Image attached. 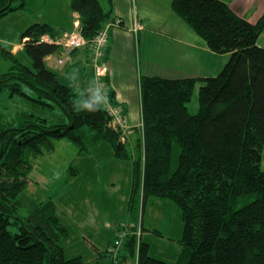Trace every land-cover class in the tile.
<instances>
[{
    "label": "trees",
    "instance_id": "obj_1",
    "mask_svg": "<svg viewBox=\"0 0 264 264\" xmlns=\"http://www.w3.org/2000/svg\"><path fill=\"white\" fill-rule=\"evenodd\" d=\"M24 7L25 0H0V17ZM69 7L88 41L109 18L98 0H69ZM171 8L211 51L229 58L216 75H142V121L133 129V145L127 132L112 124L106 108L117 106L112 90H99L93 81L92 90L79 95L47 66L46 56L62 46L40 38L58 39L64 30L34 22L21 32L18 42L30 65L0 43V56L16 62L11 66L16 70L0 73V90L7 87L11 95L44 108L57 104L64 114L55 122L23 113L12 121L0 119V264H84L81 254L65 256L62 241L69 230L51 199L32 201L26 214L18 213L32 160L50 150L55 138L84 147L81 126L90 129L93 141L106 140L115 158L131 160V213L137 202L142 213L149 196L168 199L180 210L176 262L153 256L141 239L142 223L125 220L126 235L115 244L120 226L112 242L116 250L124 248L121 264L128 253L136 264H264V47L257 44L264 12L250 22L224 0H172ZM197 84L198 108L192 113L187 102Z\"/></svg>",
    "mask_w": 264,
    "mask_h": 264
},
{
    "label": "rangeland",
    "instance_id": "obj_2",
    "mask_svg": "<svg viewBox=\"0 0 264 264\" xmlns=\"http://www.w3.org/2000/svg\"><path fill=\"white\" fill-rule=\"evenodd\" d=\"M66 8V0H31L29 3L25 0L24 8L0 17V43L9 47L4 40H19L21 32L34 22H49L55 26L51 22L52 19L62 18ZM104 12H108L106 8ZM257 43L264 47V31L257 37ZM59 55L63 62L56 63V56H54V59L49 61L50 63L47 62L52 66H47L57 72L61 81L67 82L75 92H78L87 79L86 76L90 72L89 67L84 64V68L79 70L80 67L77 66V70H72L70 75L68 74L69 81L61 74L67 69L70 61L66 54L61 52ZM16 58L23 64L30 65V59L24 51H19ZM14 63L16 62L11 58L0 56V73L10 69L16 70V67H11ZM198 86V84L195 86L191 99L187 102L188 109L192 113L198 108ZM17 113L29 114L32 117H47L49 122H55L64 116L61 107L57 104H54L53 108L40 107L32 100L19 97L17 94L11 95L7 87L3 88L0 90V119L12 121L20 115ZM79 130L84 147L68 137L55 138L52 139L53 147L50 150H43L32 160L28 185L20 194L21 202L18 213L26 214L32 201L51 199L61 217V222L69 230V236L62 241L65 256L69 257L77 252L83 256L84 264H95L99 258L98 255L94 254L89 246L85 247V241L82 243L78 237L70 239V232L72 235L76 232L80 233L84 227L82 225L93 224L92 221L98 226L106 215L110 218L118 217V222L121 220L120 217L123 220L130 219L125 201L123 209L122 196L125 195L126 200L129 192L128 176L131 164L128 159L115 158L106 140L93 141L89 134L91 131L87 126H81ZM175 147L178 149L177 144ZM131 150L137 154L135 148ZM261 167L264 168V159L261 161ZM150 198L143 208L144 226L147 229L154 227L161 236L145 230V240L149 243V251L153 256L176 262L179 258L177 253L181 249L176 239L181 235L183 226L180 210L168 199L153 196ZM252 198H254L253 193L245 201ZM240 204L242 201L239 202ZM122 222L116 226V229L121 226ZM100 233L101 236L99 233L93 234L95 242L110 238L112 230L107 234L109 237L104 229L100 228ZM108 246L115 248L114 251H116L114 243ZM127 255L130 259L135 258L136 264V256L134 255L133 258L130 253Z\"/></svg>",
    "mask_w": 264,
    "mask_h": 264
},
{
    "label": "crops",
    "instance_id": "obj_3",
    "mask_svg": "<svg viewBox=\"0 0 264 264\" xmlns=\"http://www.w3.org/2000/svg\"><path fill=\"white\" fill-rule=\"evenodd\" d=\"M30 1L27 0L28 3ZM171 1L102 0L100 2L103 10L106 8L109 13V18L107 19L121 17L123 20L121 26L110 31L108 42L104 48L108 70L103 77L105 86L102 89L104 90L107 87L108 90L114 92V100L117 103L116 105L119 106L120 114L123 117L121 128L127 132V137L132 145L135 138L133 129L138 127L142 121L139 88V79L142 75L167 78L216 75L221 71L229 58V53L211 51L203 38L173 12ZM224 1L238 15L250 22L256 21L264 12V0ZM66 2L67 8L65 11L63 10L65 12L63 17L58 20L52 19L51 22L62 31H71V28L74 30V23L78 22V14L70 9L69 0H66ZM135 22L139 23V29L137 31L130 30L129 28ZM72 23L73 26H71ZM18 41L4 40V42L9 44L12 52L22 51L23 43ZM61 52L66 54L70 61L69 66L62 72L61 76L70 81L68 74L70 75L72 70H77V66L80 67L79 70L83 69L84 64H86L90 72L86 76L87 79L84 81V85L80 86L77 94L81 95L83 91L92 90L94 78L89 49L81 46L66 52L61 47L59 53ZM59 53L46 56V64L47 62L50 63L49 61H52L54 56H56V59L59 58ZM65 83L67 84V82ZM129 161L131 164V171L128 176L129 192L126 200L125 195L122 196L123 209L125 207L124 201L126 202V206L128 205L132 186V162L131 160ZM149 198L150 196L146 199L144 206L151 199ZM137 207L138 209L134 210L133 213L127 207L129 216L132 214V219H128L137 223V225L138 222L142 223L143 232L141 239L145 240V230L152 232L154 227L151 229L145 228L143 222L144 211L141 213V204H138V202ZM106 216L108 218H105ZM106 216L100 221L101 224L98 226L92 221L93 224L82 225L84 227L80 233L76 232L75 235H72L70 232V239L78 237L82 243L85 241V247L86 245L89 246L92 252L99 257L95 261V264H121L118 257L123 253V247L121 246L114 251L108 245L116 237L118 230L116 226L125 220L120 217L121 220L118 222V217L110 218L109 215ZM100 228L106 230V235L112 230L111 236L107 240H102V242L98 240L95 242L93 234L99 233V236H101ZM180 251H178L177 255H179ZM75 253L78 254L77 252ZM100 253H106V255ZM132 256L133 258L135 257L134 255ZM123 264H135V258L130 259L127 255Z\"/></svg>",
    "mask_w": 264,
    "mask_h": 264
},
{
    "label": "built area",
    "instance_id": "obj_4",
    "mask_svg": "<svg viewBox=\"0 0 264 264\" xmlns=\"http://www.w3.org/2000/svg\"><path fill=\"white\" fill-rule=\"evenodd\" d=\"M123 24L121 17H115L108 19L102 25V27L95 33V35L88 41L85 39L80 32L78 31V22L74 23L75 29L72 31H65L60 38L55 39L48 35H42L40 40L47 42H57L60 43L62 48L69 52L73 48L84 46L88 44V49L90 52V63L93 68L94 81L97 89H102L105 86L103 77L106 75L108 70V63L105 56V46L108 42L109 33L112 29L117 28ZM139 23L135 22L130 30L137 31L139 29ZM62 58H57L56 63L62 62ZM107 110L112 116V124L120 125L123 123V117L120 114L119 106H114L111 104L107 105ZM122 228L118 230V237H116L115 244H120L121 240L127 233V225L124 223L121 224Z\"/></svg>",
    "mask_w": 264,
    "mask_h": 264
}]
</instances>
